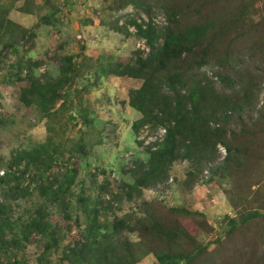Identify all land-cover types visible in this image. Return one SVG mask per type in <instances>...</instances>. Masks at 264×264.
I'll use <instances>...</instances> for the list:
<instances>
[{
    "label": "trees",
    "instance_id": "16d2710c",
    "mask_svg": "<svg viewBox=\"0 0 264 264\" xmlns=\"http://www.w3.org/2000/svg\"><path fill=\"white\" fill-rule=\"evenodd\" d=\"M19 1H24L19 12L35 14L31 9L35 7L38 11L35 0H0L1 57L6 53L18 56L20 49L27 47L28 42L34 45L36 29L52 25L50 17L40 18L32 29L14 22L11 14ZM218 2L122 0L117 3L116 13L119 14L110 30L144 41L149 53L145 56L144 51L133 50L127 63L111 64L109 74L142 81V85L130 93L127 102L130 108L141 114V118L132 125L135 136L145 127L156 131L161 127L167 129L162 142H156L154 149L147 148L146 159L135 162V167L130 170L133 181L124 183L123 192L129 201L140 199L146 190L168 182L170 169L175 163L189 161L191 167L187 174V185L194 183L209 169L212 177L235 178L233 183L238 178V182L243 183L237 191L244 205L238 208L233 204L237 214L235 217L225 216L224 235L217 238L216 251L208 257V248L181 223L171 222L168 216L159 217L150 207L144 208L139 216L134 213V218L128 216L115 220L113 227L117 232L108 233L99 214L103 208L110 211L113 207H99L101 194L93 200L85 198V191L82 190L77 210L86 217L88 236L67 251L66 259L70 264H137L149 255L154 256L156 264H264V118L262 111H258L259 118L254 121L249 114L257 113L255 100L259 99L262 86L251 88L245 77L238 75V67L242 64L240 53L235 51L234 54L230 47L222 43L224 36L235 34L233 30L238 28L240 22L243 26L247 25L245 37L253 29V25L250 24V27L247 23L253 15L248 0H231L232 4L235 2L240 7L233 14L213 11L212 7ZM129 7L144 11L148 20L124 15L122 12ZM155 7L166 19L162 27L153 19ZM193 7L195 9L192 10ZM207 9L209 11L206 13ZM121 21L123 24H120ZM257 26L259 32L264 33V22ZM131 28L135 32H131ZM231 40H238L236 34ZM212 52H217L219 57L211 56ZM59 61L56 79L46 75L37 76L34 70L38 69L39 62L31 58L26 63L10 66L11 71L16 70L12 75L25 73L24 80L29 84L20 94L19 102L25 107H35L41 119H51L60 109L72 105L73 87L82 74L85 75L80 73L76 57L67 56ZM207 67L222 70L213 73L223 86L221 95L214 78L202 73V69ZM244 82L249 86L243 85L244 88L238 90L237 86ZM81 114L85 126L90 127L92 120L83 110ZM230 127H234L233 130ZM219 146L226 149L227 155L220 166L208 168L219 161ZM75 151V155L79 153L84 156L79 149ZM52 152L47 144L17 151L8 164L10 171L0 179V191L6 201H0V240L7 244L4 230L13 222L10 213L12 203L22 197L28 200L27 196L31 195L28 194L29 188L21 190V197L15 196L13 191L20 189L21 181L34 171L32 185H35L42 199L41 206L27 220L19 218V226L21 235L36 233L45 239L44 251L39 259L41 262L46 261L52 250L58 247L52 225L46 221L48 208L62 206L66 199L67 209H74L72 198L76 196L72 187L76 183L78 170L64 168L58 174H52L54 165L59 163V158ZM251 176L254 181L249 183ZM253 186L257 187L256 190H253ZM100 189L103 190L104 186ZM167 213L175 218L192 219L203 230L207 229L205 216L197 211L176 207L167 209ZM135 229L139 230V242L120 237L123 231L135 232ZM115 235L119 237L115 239ZM11 241L16 244L18 239L13 237Z\"/></svg>",
    "mask_w": 264,
    "mask_h": 264
},
{
    "label": "rangeland",
    "instance_id": "374dc122",
    "mask_svg": "<svg viewBox=\"0 0 264 264\" xmlns=\"http://www.w3.org/2000/svg\"><path fill=\"white\" fill-rule=\"evenodd\" d=\"M119 1L35 0L36 6H39L38 11L36 7L31 8L35 13L31 15L18 12L24 2L19 1L11 14L14 22L29 29H32L43 17H50L52 25L36 29L34 45L33 42H28L27 47L20 49L18 56L9 53L0 56V68H2L0 71V171L4 170L6 173L10 171L8 164L16 156L17 151L30 149L37 144H47L52 148L54 152L52 153L59 158V163L54 165L52 174H58L64 168H76L78 174L76 183L72 187L76 195L72 198L74 209H67L65 199L62 206H50L48 213L46 212L48 214L46 221L52 225L58 247L52 250L46 261L42 262L39 259L44 251L45 239L36 233L21 235L19 226L21 224L19 218L27 220L41 206L42 199L38 196L35 185H32L34 171L21 181L20 189H14L13 194L17 197H21V190L25 188H29L28 194L31 195L27 196L28 200L22 197L21 200L12 203L10 213L13 215V222L4 230L7 233V244L0 240V264L15 262L70 264L66 259L67 251L79 240L88 236L86 217L83 212L77 210L78 197L81 196L82 190L85 191V198L93 200L101 194L102 204L99 203V207H113L110 211L103 208L99 214V219L106 225L105 229L107 228L108 233L117 232L113 227L115 220L128 216L134 218V213L139 216L144 208L150 207L153 213L156 211L159 214V217L168 216L167 219L171 222L181 223L194 238L208 248V257L211 256V252L216 251L217 238L224 235L225 216L235 217L237 214L233 204L235 203L238 208L244 205V200L237 191L238 186L243 184L238 182V178L233 183L235 178L230 180L219 175L212 177L209 169L194 183L187 185V174L191 167L189 161L175 163L170 169L168 182L146 190L142 198L138 197L131 201L125 198L123 185L125 182L133 181L130 170L135 167L136 161L147 157L145 154L147 147L142 144L144 141H139V138L142 140L145 137V140H148L156 130L149 128L144 130V133L140 132V136H135L132 131V125L141 118V114L130 108L127 102L130 93L138 89L142 81L109 74L110 65L127 63L133 50L140 49L145 52V56L149 53L144 41L127 38L110 30L119 14L116 13V8L122 0ZM176 1L180 2V0ZM219 1L212 7L213 11L218 13L233 14L240 8L237 3L232 4L231 0ZM248 1L253 16L247 23L250 27L252 24L253 29L243 37L247 25L243 26L240 22L237 24L238 28L233 30L238 40L232 41L235 34L229 33L224 36L222 43L223 46L230 47L234 54L235 51L240 53L239 60L242 64L238 67V75H243L251 88L256 85L262 86L259 99L255 100L257 113L251 114L246 110L253 116L251 120L254 121L259 118L258 111H262V119L264 118V33L259 32L257 26L264 22V0ZM201 2L204 3V0ZM56 10L59 11L54 15ZM153 11L154 21L160 27L165 25L166 19L159 9L155 7ZM208 11L209 9L206 13ZM122 13L133 15L139 20H148L144 11L134 7H129ZM193 13L198 17L197 13ZM120 24L123 22L121 21ZM131 32H135L133 28ZM218 46L221 52L225 53L221 45ZM67 56L76 57L80 73L85 75L82 74L81 79L73 87L72 105H68L67 109H60L51 119H41L35 107H25L19 102L20 94L29 84L24 80L25 73L20 76L12 75L16 70L11 71L10 66L26 63L31 58L39 62L38 69L34 70L37 76L46 75L56 79L59 73V60ZM211 56H217V52H212ZM218 69V67H207L202 69V73L214 78L213 73L222 72ZM214 81L221 95L223 86L217 78H214ZM243 85L249 86L244 82L239 84L237 89L242 90ZM82 110L92 120L90 127L84 124ZM233 128L230 127L231 130ZM75 149H79L80 153L82 151L84 156L78 155L79 153L75 155ZM223 158L220 154L219 161L208 168L220 166ZM67 161L68 163H65ZM15 170L14 167L13 171ZM16 172L20 175L18 170ZM49 175L48 173L47 176ZM206 176L210 177L206 179ZM253 181L251 176L249 183ZM101 186H104L103 190L100 189ZM256 188L253 186V190ZM0 201L6 203L2 191H0ZM176 207L203 214L207 229L203 230L192 219L169 216L167 209ZM138 231V229H135V232L123 231L120 237L131 242H139ZM13 237L18 239L16 244L11 241ZM116 237L119 235H115L114 238L117 239ZM137 264H156V261L153 255H149Z\"/></svg>",
    "mask_w": 264,
    "mask_h": 264
},
{
    "label": "built area",
    "instance_id": "2783aa9c",
    "mask_svg": "<svg viewBox=\"0 0 264 264\" xmlns=\"http://www.w3.org/2000/svg\"><path fill=\"white\" fill-rule=\"evenodd\" d=\"M147 129H149V127H145L141 131V133H144V130H147ZM141 133H140V135H141ZM147 134H148V132H147ZM166 134H167V129L161 127V128H159V130L156 131V133H154L152 136H150L148 138V140H145V137H144V138H142V140H140V138H139V141H141V142L144 141V143L142 142V144L145 145L147 148L148 147H152V149H154V146L153 145L156 142H162L164 140ZM218 149H219L220 154L223 157H225L227 155L226 149L223 146H219ZM6 174L7 173L4 170L3 171H0V179L3 178V177H5Z\"/></svg>",
    "mask_w": 264,
    "mask_h": 264
},
{
    "label": "crops",
    "instance_id": "0c3cea01",
    "mask_svg": "<svg viewBox=\"0 0 264 264\" xmlns=\"http://www.w3.org/2000/svg\"><path fill=\"white\" fill-rule=\"evenodd\" d=\"M19 12V11H18ZM22 14H26V13H23V12H21Z\"/></svg>",
    "mask_w": 264,
    "mask_h": 264
}]
</instances>
